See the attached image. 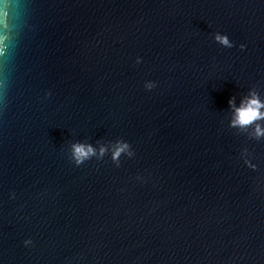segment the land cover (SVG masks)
Instances as JSON below:
<instances>
[{"label": "water", "instance_id": "95a60500", "mask_svg": "<svg viewBox=\"0 0 264 264\" xmlns=\"http://www.w3.org/2000/svg\"><path fill=\"white\" fill-rule=\"evenodd\" d=\"M4 30L0 264H264V118L232 124L264 0H0Z\"/></svg>", "mask_w": 264, "mask_h": 264}, {"label": "clouds", "instance_id": "9594fccd", "mask_svg": "<svg viewBox=\"0 0 264 264\" xmlns=\"http://www.w3.org/2000/svg\"><path fill=\"white\" fill-rule=\"evenodd\" d=\"M215 39L225 47H232L231 42L228 40L227 36L219 35L218 33L215 35ZM8 40L7 31H0V43L6 42ZM243 48V45H241ZM231 100L229 104L231 105ZM264 107V104H261L255 96L250 99L246 104H243L240 108L235 110V119L232 121L233 126H247L252 124L254 121L264 118V113L260 112L259 109ZM264 132L259 126L256 127L257 136L261 135ZM73 159L76 165H80L85 160L89 159L91 155H94V150L90 145L85 144H73ZM129 148V144L127 142L120 143L118 142V146L115 148L112 159L118 160L120 154L125 152ZM101 154H103L104 149L101 148ZM130 154V153H129ZM27 243V242H26Z\"/></svg>", "mask_w": 264, "mask_h": 264}]
</instances>
